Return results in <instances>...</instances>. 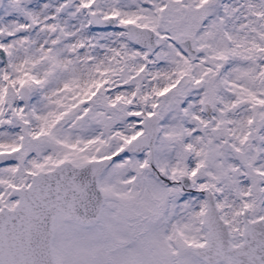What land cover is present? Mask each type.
Returning <instances> with one entry per match:
<instances>
[{"label": "snow or ice", "instance_id": "snow-or-ice-1", "mask_svg": "<svg viewBox=\"0 0 264 264\" xmlns=\"http://www.w3.org/2000/svg\"><path fill=\"white\" fill-rule=\"evenodd\" d=\"M0 264H264V0H0Z\"/></svg>", "mask_w": 264, "mask_h": 264}]
</instances>
